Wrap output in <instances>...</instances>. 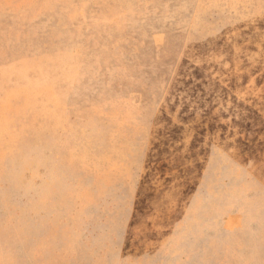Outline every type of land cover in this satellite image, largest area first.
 Wrapping results in <instances>:
<instances>
[{"label":"rangeland","instance_id":"obj_1","mask_svg":"<svg viewBox=\"0 0 264 264\" xmlns=\"http://www.w3.org/2000/svg\"><path fill=\"white\" fill-rule=\"evenodd\" d=\"M0 264H264V0H0Z\"/></svg>","mask_w":264,"mask_h":264},{"label":"bare ground","instance_id":"obj_2","mask_svg":"<svg viewBox=\"0 0 264 264\" xmlns=\"http://www.w3.org/2000/svg\"><path fill=\"white\" fill-rule=\"evenodd\" d=\"M132 15H133V14H132ZM4 16H5V15H4ZM4 16H3V17H4ZM130 17H131V16H130ZM15 19H16V18H15ZM105 19H106V17H105ZM11 21H12V20H11ZM6 35H7V34H6ZM17 39H18V38H17ZM23 39H24V38H23ZM17 42H18V41H17ZM21 44H22V43H21ZM19 45H20V44H19ZM22 47H23V46H22ZM2 49H3V48H2ZM2 58H3V57H2Z\"/></svg>","mask_w":264,"mask_h":264}]
</instances>
